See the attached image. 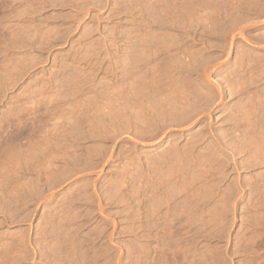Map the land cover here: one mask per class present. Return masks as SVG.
I'll return each instance as SVG.
<instances>
[{
	"label": "rangeland",
	"instance_id": "374dc122",
	"mask_svg": "<svg viewBox=\"0 0 264 264\" xmlns=\"http://www.w3.org/2000/svg\"><path fill=\"white\" fill-rule=\"evenodd\" d=\"M0 264H264V0H0Z\"/></svg>",
	"mask_w": 264,
	"mask_h": 264
}]
</instances>
